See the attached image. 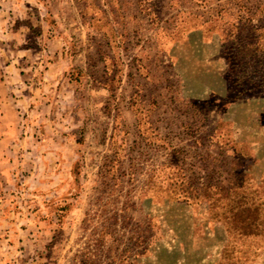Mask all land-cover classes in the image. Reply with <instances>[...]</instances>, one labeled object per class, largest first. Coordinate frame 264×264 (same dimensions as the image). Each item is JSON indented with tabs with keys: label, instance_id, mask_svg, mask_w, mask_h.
I'll use <instances>...</instances> for the list:
<instances>
[{
	"label": "rangeland",
	"instance_id": "1",
	"mask_svg": "<svg viewBox=\"0 0 264 264\" xmlns=\"http://www.w3.org/2000/svg\"><path fill=\"white\" fill-rule=\"evenodd\" d=\"M5 6L32 99L0 176V264H264V230L217 214L246 191L264 221V0Z\"/></svg>",
	"mask_w": 264,
	"mask_h": 264
},
{
	"label": "crops",
	"instance_id": "2",
	"mask_svg": "<svg viewBox=\"0 0 264 264\" xmlns=\"http://www.w3.org/2000/svg\"><path fill=\"white\" fill-rule=\"evenodd\" d=\"M0 9V176L4 173L6 164H10V159L14 153L20 149V138L22 123H24L22 109L24 102L31 95L25 91L26 78L10 58L5 56L1 49L7 46L5 34L9 33L11 13L6 9L5 1ZM147 0H145L146 2ZM146 7V8H145ZM139 11L148 12L147 6H140Z\"/></svg>",
	"mask_w": 264,
	"mask_h": 264
},
{
	"label": "trees",
	"instance_id": "3",
	"mask_svg": "<svg viewBox=\"0 0 264 264\" xmlns=\"http://www.w3.org/2000/svg\"><path fill=\"white\" fill-rule=\"evenodd\" d=\"M241 188V187H240ZM222 191V190H220ZM233 191H230L229 194H231ZM225 193V196L222 197V199H228V196H226V192H223ZM239 200H238V203H242L243 206H232V205H229L228 204L226 205V207H222V206H217V214L218 215H226V214H229V215H232L231 219H227V222H226V225L227 227H230L232 230H236L237 232V235L241 234V235H245V234H248L250 236L252 235H255L256 231H261V230H264V221L262 222H256V220H252L251 222H249L248 224L246 223V211L250 210L252 212H254V210H252V208H250L249 206H246V191H241L239 192ZM252 199V198H250ZM221 201V198L216 200V202H219ZM261 205H264V202L263 203H260L257 205L258 207H260ZM255 208V207H253ZM235 216H238L240 219L239 221V226L238 227H234L233 226V222L234 221V217ZM230 220V221H229ZM249 220V219H248ZM252 231H255V232H252ZM247 232V233H246Z\"/></svg>",
	"mask_w": 264,
	"mask_h": 264
}]
</instances>
